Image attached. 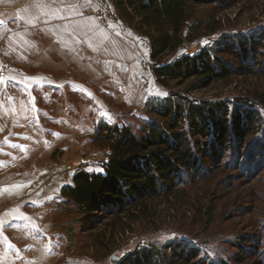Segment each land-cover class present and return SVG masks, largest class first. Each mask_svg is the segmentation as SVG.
Wrapping results in <instances>:
<instances>
[{
  "label": "rangeland",
  "instance_id": "374dc122",
  "mask_svg": "<svg viewBox=\"0 0 264 264\" xmlns=\"http://www.w3.org/2000/svg\"><path fill=\"white\" fill-rule=\"evenodd\" d=\"M79 6L77 12L66 11L76 18L70 25L75 36L66 40L67 48L78 50L73 57L66 52V59L73 64L53 62L40 53L49 42L42 22L27 29V16L23 15L16 27L13 18L4 20L10 13L0 14V19L11 25H0V77L14 70L17 59L30 72L45 69L56 77L55 83L25 90L8 84L0 93L4 129L14 113V129L21 122L33 130L38 144L26 147V152L15 145L14 151L0 154L4 200L10 195L8 191L14 192V264H113L112 255L120 261L144 249L154 253L156 264L169 261L174 249H195L198 259L205 262L264 264V248L257 252L264 232L263 142L252 143L253 154L249 155L248 150L236 149L227 137L222 143L225 155L222 152L221 158L214 159L205 179L198 177L180 185L182 198L160 202L154 218L141 219L125 233H114L104 223L91 230L83 228L84 216L75 203L61 197L62 186L68 182L61 181L59 175L63 167L68 174L77 168L103 170L108 150L93 140L97 124L128 125L135 132L152 125L167 127L171 116L158 112L165 99L180 103L208 100L229 109L239 105L262 111L264 106L256 95L264 91V73L259 72L264 67V54L257 56L251 48L264 43V0L243 1L228 8L198 6L195 18L208 20L217 12L220 28L185 39L177 50L163 55L162 62H173L207 49L219 61L235 65L234 69L249 68L246 62L261 63L257 74L234 72L203 87L191 84L195 78L161 83L154 72L147 36L135 22L118 15L114 0H82ZM38 10L42 20L59 15L55 7ZM245 40L247 56L242 49ZM242 61L244 66L239 65ZM178 120V128L191 127L184 110ZM207 187L220 196L214 201L216 209L209 222L202 215L213 196L203 197ZM198 196L203 197L202 205L195 204ZM23 224L27 232L16 235L15 225L20 228ZM237 254L242 256L239 263L235 262Z\"/></svg>",
  "mask_w": 264,
  "mask_h": 264
},
{
  "label": "trees",
  "instance_id": "16d2710c",
  "mask_svg": "<svg viewBox=\"0 0 264 264\" xmlns=\"http://www.w3.org/2000/svg\"><path fill=\"white\" fill-rule=\"evenodd\" d=\"M243 1L248 0H114L118 15L130 23L135 22L138 30L147 36L158 80L168 85L172 81L183 83L195 78L191 84L198 83L199 87L225 79L234 72L257 74L255 71L261 63L246 62L249 68L234 69L235 65L219 61L207 49L184 55L173 62H162L163 55L177 50L185 39L192 40L220 28L217 12L211 14L208 20V17L196 19L198 6L209 4L214 9L228 8ZM246 43L247 40L242 43L245 55ZM257 44L251 51L263 56L264 43ZM242 64L245 65L243 61L239 65ZM259 72L264 73V67ZM256 97L264 106V91ZM182 110L190 119L189 129L177 127ZM158 112L165 117L171 116L167 127L152 125L135 132L130 126L118 123L96 125L93 140L99 147L108 150L103 170L74 173L70 183L61 189L63 200L74 202L84 216L83 228L91 230L93 226L95 228L104 223L114 233L130 231L141 219L154 218L160 202L182 198L179 197L183 192L180 185L189 184L190 179L198 177L205 179L210 166L214 165V159L221 158L222 152L225 155L222 143L227 137L233 140L236 149L241 152L248 150L249 155L253 154L252 143H264V107L262 111L239 105L229 109L228 105L208 100L187 99L180 103L165 99V103H160ZM254 134V140L247 138ZM203 192V197L213 195L202 212L207 217L206 222H209L216 209L214 201L220 196L216 197L209 187ZM203 197L198 196L195 204L202 205ZM263 234L257 246L258 253L264 248ZM174 254L165 264H227L224 261H201L195 249H174ZM241 257L237 254L235 262L242 261ZM128 263L156 264V259L153 252L144 249L116 262Z\"/></svg>",
  "mask_w": 264,
  "mask_h": 264
},
{
  "label": "crops",
  "instance_id": "0c3cea01",
  "mask_svg": "<svg viewBox=\"0 0 264 264\" xmlns=\"http://www.w3.org/2000/svg\"><path fill=\"white\" fill-rule=\"evenodd\" d=\"M81 3L82 0H0V14L10 13L5 16L4 20L13 18L14 24L17 25L16 27H18L17 23L23 15L27 16V29L35 26L33 23L42 22V28L47 30L46 32L42 30V32L46 33V39L49 42L44 46L43 51L40 53L46 54L53 62L62 61L73 64V61L71 62L66 59V52L73 57L78 54V50L76 47L67 48L66 40L75 36V33L70 27L74 17H72V14L70 13L67 14L66 11L68 8L69 10H75V12L79 11V5ZM49 7L58 8V18L53 20L48 18L42 20V13L38 12V8L46 10ZM34 14L35 18L37 17V20L33 17ZM42 17H44V15H42ZM75 19L76 18H74V20ZM4 20L0 19V22H2L0 25H10L9 21L5 22ZM18 31L19 30H16V32ZM55 41H57V44ZM46 71L47 70L42 69L38 70L36 73L30 72L25 68V63L17 59L16 64H14V70L9 71L10 73L0 77V93L4 87L12 83L14 84V87H20L24 90L31 89L34 85L55 83L56 77L52 74L53 72ZM16 84H19L20 86H17ZM24 92L28 94L27 91ZM3 101L4 99H0V120L3 115ZM9 123L10 124L5 129L2 123H0V154H2L3 150L14 151L15 145L18 147L20 146V150H23V152L27 151H24V149H27L26 147L31 148L33 146L31 144H34L35 147L38 146L37 142L33 139V130H29L21 122H17L16 128L14 129V113L10 115ZM1 158L2 156L0 155V165H2ZM2 182L3 177L0 175V264H14V192L7 190L10 195L4 200ZM15 228L16 235L17 232L20 233L23 230L27 232L26 225L24 224L20 228H18V225H15ZM21 237L26 238L24 234H21Z\"/></svg>",
  "mask_w": 264,
  "mask_h": 264
},
{
  "label": "built area",
  "instance_id": "2783aa9c",
  "mask_svg": "<svg viewBox=\"0 0 264 264\" xmlns=\"http://www.w3.org/2000/svg\"><path fill=\"white\" fill-rule=\"evenodd\" d=\"M101 11H103V10H101ZM101 11H99V12H101ZM100 15L103 17L102 13H100ZM64 169H65V167H63V169L59 173V175L61 176L60 180L63 181V182H68V183L72 180V175L74 173L80 172L82 170L81 168H77L73 173L69 172V174H68V171L64 170Z\"/></svg>",
  "mask_w": 264,
  "mask_h": 264
},
{
  "label": "water",
  "instance_id": "95a60500",
  "mask_svg": "<svg viewBox=\"0 0 264 264\" xmlns=\"http://www.w3.org/2000/svg\"><path fill=\"white\" fill-rule=\"evenodd\" d=\"M111 262L114 264L118 261V257L116 255H112L111 257Z\"/></svg>",
  "mask_w": 264,
  "mask_h": 264
},
{
  "label": "snow or ice",
  "instance_id": "6c2138e0",
  "mask_svg": "<svg viewBox=\"0 0 264 264\" xmlns=\"http://www.w3.org/2000/svg\"><path fill=\"white\" fill-rule=\"evenodd\" d=\"M0 23H2V22H0ZM103 37H101L100 39H99V43L102 45L103 44ZM94 51L96 50V49H93Z\"/></svg>",
  "mask_w": 264,
  "mask_h": 264
}]
</instances>
